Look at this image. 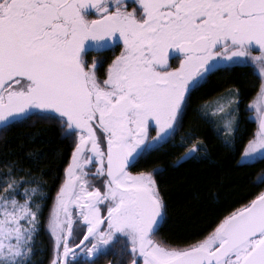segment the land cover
<instances>
[{
	"label": "snow or ice",
	"instance_id": "snow-or-ice-1",
	"mask_svg": "<svg viewBox=\"0 0 264 264\" xmlns=\"http://www.w3.org/2000/svg\"><path fill=\"white\" fill-rule=\"evenodd\" d=\"M136 3L139 13L127 10L124 0H0V128L37 116L58 120L64 137L75 133L71 161L48 216L56 245L51 264H74L69 256L75 258L77 249L94 264L117 234L130 245V264H264V191L202 239L181 246L154 238L166 205L153 173L163 169L128 170L131 160L175 135L188 96L221 57L251 56L259 64L261 84L249 105L255 106L258 128L241 159L264 157V0ZM113 41L123 47L101 79L102 59L89 63L86 55L108 51ZM177 53L179 66L172 67L170 58ZM238 95L230 91L227 99L202 106L205 117L208 108L225 117L226 143L235 139L237 121L229 117ZM151 127L155 135L149 137ZM200 148L201 142L191 143L178 161L191 159ZM14 170L15 164L8 167L0 192V264H29L44 207L37 201L47 194L34 177L17 179ZM90 177L102 178L103 190ZM257 182L264 183V174ZM22 184L33 186L21 192ZM78 221L87 231L79 245L70 246Z\"/></svg>",
	"mask_w": 264,
	"mask_h": 264
},
{
	"label": "trees",
	"instance_id": "trees-1",
	"mask_svg": "<svg viewBox=\"0 0 264 264\" xmlns=\"http://www.w3.org/2000/svg\"><path fill=\"white\" fill-rule=\"evenodd\" d=\"M255 86L246 70L214 75L191 94L175 135L134 162L135 172L163 169L154 172L153 179L166 205L161 233L167 242L182 246L202 239L224 216L264 191V183L257 182L264 174V157L255 162L241 161L244 147L254 134L241 107ZM227 89L238 90L240 98L236 135L230 143L214 128V122L203 115L202 107ZM189 132L195 134L186 137ZM62 133L58 120L37 116L1 128L0 170L7 172L15 164L16 178L34 177L50 196L56 187L59 189L75 147V133L71 137ZM195 141L201 142L200 150L191 159L177 164L181 153ZM49 213L47 207L40 216L37 232L40 237L29 264L52 262L48 238L51 234L47 229Z\"/></svg>",
	"mask_w": 264,
	"mask_h": 264
},
{
	"label": "flooded vegetation",
	"instance_id": "flooded-vegetation-1",
	"mask_svg": "<svg viewBox=\"0 0 264 264\" xmlns=\"http://www.w3.org/2000/svg\"><path fill=\"white\" fill-rule=\"evenodd\" d=\"M124 4L127 7V10L131 11L135 8V9H137V12L139 13V9L137 7L136 0H124ZM89 18H94V10L89 13ZM112 43H115V47L110 48L108 51H105V52H88L86 55V59L89 61V63H91L92 60L96 57H100L102 59L101 65L97 68V74L101 79H103V77L105 75L107 65L111 62V60L114 58V56L119 54L120 49L123 47L122 42L113 41ZM217 51H221V48H218ZM258 52H259L258 48L253 47L252 55H257ZM180 59H181V57L178 53L174 58H170V63L172 65V67L179 66V60ZM219 59L221 62L218 63L216 65L215 69L213 71H211V73L207 76L206 81L203 84H201L198 88H196L194 91H192L191 94L194 93L195 91H197L200 87H202L205 83H207L211 77H213L214 75H217L218 73H221V72L228 73V72H231L234 70H246L247 72H249V74L255 80L256 86H255L254 91L250 95V97L247 100H245L244 102H242L241 108H242V112H243V115L245 117V120L250 125H252V131H254L253 138H255V134H256L255 132L257 131V128H258V125L256 122V109H255V106H252L250 108L249 105L252 101L255 100L256 93L259 91L260 84H261L259 64L256 63L255 61H253L251 59V56H249L247 58H241L239 60H233V61H228L224 57H221ZM228 91L235 92L236 89H227L224 92L217 95L216 97H214L212 100H215L216 98L223 96ZM191 94L187 98L186 106H187V103H188V100H189ZM239 102H240V98L238 95L237 102L234 104V108L232 110V115L234 116L233 118H235L237 123H238V118L236 116V114H237L236 110L238 109ZM185 109H186V107H185ZM184 112H185V110H184ZM235 127H236V125H235ZM154 135H155V128L151 127L149 130V137L154 136ZM98 136H102V132H100L99 130H98ZM104 148L106 150V143L104 144ZM137 159L138 158H136L133 162H131L128 165V170L130 172L136 173L135 171L132 170V166ZM89 170L94 172L95 171V165L93 164ZM90 179H93L95 181L94 186L99 187L101 190H103V179L102 178L90 177ZM57 191H58V188L56 187L53 190V192L50 194V196L47 195V199L45 201H39V202H42L44 205L42 212L47 207H49V209H51V206L54 202ZM106 210H107V208L105 205L103 208V211L105 212V214H106ZM42 212H41V214H42ZM41 214H40V216H41ZM39 222H40V219H39ZM77 223L80 225V227H78L76 229V231H74L72 237L70 238V246L73 244L79 245L80 241L84 238V232L87 231V226L84 225L82 221H78ZM163 223H164V218H163L162 223L159 227V230L156 233H154V238H156L158 240H162L165 243H169L163 238V235L161 233V228H162ZM104 227H107V225L105 224ZM37 237L39 238L40 234L37 233ZM48 238H50L49 240L51 241V259L53 260L55 258V253H56L55 240L52 236H50V237L48 236ZM48 238H47V240H48ZM87 243L90 244V241H88ZM121 249H124V254H121ZM60 251L61 252L63 251L62 244L60 246ZM76 251L78 252V255L75 258L69 256V259L73 260L74 264H89V262L92 258L87 257L83 253H79L78 249ZM131 260H132L131 249H130V245L127 243L126 237L123 234H117L114 241L110 243L107 252L105 254L101 255L99 258L95 259L94 264H119L120 261H122L123 264H130ZM141 264H142V261H141Z\"/></svg>",
	"mask_w": 264,
	"mask_h": 264
},
{
	"label": "rangeland",
	"instance_id": "rangeland-1",
	"mask_svg": "<svg viewBox=\"0 0 264 264\" xmlns=\"http://www.w3.org/2000/svg\"><path fill=\"white\" fill-rule=\"evenodd\" d=\"M228 92H230V91H228ZM227 92V93H228ZM231 92H233V91H231ZM226 94V93H225ZM225 94L223 95V96H221V97H225ZM220 98V97H219ZM218 98H216L215 100H212V101H210V102H215L216 100H217ZM225 99H227V97H225ZM232 108H234V105L232 106ZM205 111V109L203 110V112ZM207 116L212 120V122H214L213 124H214V128H217V129H219L218 131H219V133L221 134V136H223L224 137V135H225V129H224V120H225V117H223L222 115H220V114H217V115H212V112H211V108H208L207 109ZM229 118H233V115L231 114V117H229ZM241 161L242 162H246V161H244V160H242L241 159ZM6 172H2L1 170H0V192H2L3 191V187H2V183H3V180L6 178L5 177V174ZM17 179H19V178H17ZM36 183V180H34V184ZM33 185H21L20 186V191L22 192L23 191V189L25 188V187H32ZM42 190V189H41ZM43 191V190H42ZM17 198L18 199H23V197L21 196V195H19V194H17ZM37 202H39V201H37ZM33 207H35V205H33ZM40 219V218H39ZM38 227H39V224H38ZM38 232V231H37ZM37 239H38V237H37V233L35 234V238H34V250L36 249V242H37ZM33 252H35V251H33ZM32 256V255H31ZM31 256H30V259H31ZM30 259H29V261H30Z\"/></svg>",
	"mask_w": 264,
	"mask_h": 264
},
{
	"label": "water",
	"instance_id": "water-1",
	"mask_svg": "<svg viewBox=\"0 0 264 264\" xmlns=\"http://www.w3.org/2000/svg\"><path fill=\"white\" fill-rule=\"evenodd\" d=\"M0 129H1V128H0ZM106 147H107V146H106ZM72 152H73V151H72ZM71 156H72V153H71ZM71 156H70L69 163H70V161H71ZM134 160H135V159H134ZM134 160H131L130 163L133 162ZM186 160H188V159H186ZM186 160H183V161H178V160H177V164H180V163H182V162H184V161H186ZM130 163H129V164H130ZM64 178H65V171H64ZM63 180H64V179H63ZM62 182H63V181H62Z\"/></svg>",
	"mask_w": 264,
	"mask_h": 264
}]
</instances>
